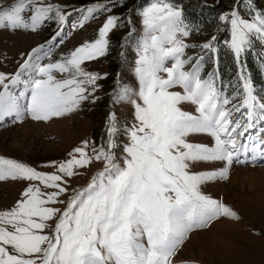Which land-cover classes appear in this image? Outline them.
Segmentation results:
<instances>
[{"label":"snow or ice","instance_id":"snow-or-ice-1","mask_svg":"<svg viewBox=\"0 0 264 264\" xmlns=\"http://www.w3.org/2000/svg\"><path fill=\"white\" fill-rule=\"evenodd\" d=\"M142 18L146 35L135 68L139 90L133 93L121 87L114 101L134 106L135 122L128 127V142L121 149L123 166L116 162L119 129L115 113L109 117L106 148L93 147L94 155L89 156L88 141H84L70 153V159L54 165V174L0 158V181L38 182L27 187L13 208L0 211V264H171L193 231L208 228L222 217L238 219L229 207L202 194L200 186L228 177L230 167L239 162L241 149L249 147L239 143V138L254 127L255 119H264V102L253 94L250 80L241 73V105L220 108L213 83L198 75L199 61L193 71L184 70L192 58H185L189 45L184 38L191 29L183 13L157 0L143 11ZM53 19L62 23L65 17L59 6L45 0H17L0 7V31L35 32ZM220 19L231 24L230 48L237 59L253 39L264 42V14L248 21L234 10ZM116 26L117 18L109 17L95 42L76 48L62 62L34 66L37 78L31 80L25 105L9 88L19 76L0 73V121L12 116L20 120L25 112L34 120L47 121L76 110L93 94L90 87L94 89L100 78L85 71L82 64L105 54L108 33ZM202 47L215 51L211 43ZM21 67L33 65L26 62ZM54 72L67 76L57 80ZM133 95L138 99H132ZM184 102L196 105L198 115L183 111L180 105ZM228 103L223 100L224 105ZM233 112H239L240 118L233 120ZM199 134L212 136L215 146L190 142V136ZM93 161L103 162V169L86 187L74 190L66 202L61 200L68 192V178ZM208 161L224 162L225 167L205 174L190 171ZM56 204L66 206L63 210L50 206ZM49 228L51 235L45 233Z\"/></svg>","mask_w":264,"mask_h":264},{"label":"rangeland","instance_id":"rangeland-1","mask_svg":"<svg viewBox=\"0 0 264 264\" xmlns=\"http://www.w3.org/2000/svg\"><path fill=\"white\" fill-rule=\"evenodd\" d=\"M214 2L215 0H208ZM242 11L247 16L240 17L251 21L257 14H264V0H243ZM17 0H0V7H7ZM59 6L65 19L46 21L35 32L18 30L0 31V73L9 77L19 76V80L9 84L13 95L25 105L30 98L31 80L37 78L35 67L49 63H59L70 57L72 51L99 38V30L109 17L117 18V26L107 36L108 47L104 55L85 61L82 68L98 75L96 87H90V94L79 107L47 121L34 120L24 113L22 119L14 116L0 121V158L12 159L45 174H54L58 165L70 159V153L88 141V155L93 156V147H105L108 140L109 117L115 113L119 129L115 139L116 162L123 166L122 147L128 142V127L134 121V106L130 102L116 103L115 96L121 87L133 93L139 90L135 75L138 51L146 35L142 13L157 0H45ZM182 12L181 6L173 0H163ZM94 9L92 13L88 9ZM25 19H28L27 14ZM128 25V26H127ZM254 40V39H253ZM231 41V27H230ZM258 43L261 42L257 40ZM189 45L185 58H192L184 70L193 71L199 61L198 75L203 81L213 83L218 94L220 108L233 109L223 87L219 85L215 70H206L207 55L197 45L192 33L184 38ZM264 43V42H263ZM194 46V47H193ZM38 50L33 54V50ZM202 57V59H200ZM28 62L33 67L22 69ZM171 66V62L167 63ZM264 76V62L260 65ZM210 69V68H209ZM57 80L67 74L54 72ZM7 82V81H6ZM171 91L183 92L181 88ZM253 94L264 102L263 94ZM132 99H138L133 95ZM227 99L229 103L223 104ZM235 100V99H234ZM233 100V101H234ZM181 109L198 115L196 105L184 102ZM243 110V109H242ZM240 118L233 112L232 119ZM250 137V139H247ZM190 142L214 146L215 140L207 134L189 137ZM264 140V119L257 118L254 127L249 129L239 143L248 144L247 151L241 149L239 162H234L226 179L217 177L200 186L202 194L216 199L229 207L238 219L220 218L208 228L193 231L186 242L172 258L171 264H264V156L261 155V141ZM253 143L256 147H253ZM214 144V145H213ZM103 162L93 161L84 168H77V174L68 178V192L60 197L65 202L74 190L86 187L93 176L103 169ZM225 167L224 162H199L190 171L196 174L218 172ZM31 184L27 180L6 179L0 181V211L10 210L21 199V194ZM45 191H53L46 189ZM63 210L66 204L50 205ZM52 226L54 227V222ZM51 235L52 229H46Z\"/></svg>","mask_w":264,"mask_h":264},{"label":"trees","instance_id":"trees-1","mask_svg":"<svg viewBox=\"0 0 264 264\" xmlns=\"http://www.w3.org/2000/svg\"><path fill=\"white\" fill-rule=\"evenodd\" d=\"M182 8L183 18L190 25L192 36L202 40L203 44L211 43L215 51L203 49L207 55L206 70H215L219 85L223 87L232 106L241 105L244 96L241 73L247 77L252 89L257 94L264 92V76L260 65L264 62V43L254 39L252 46L243 52L239 59L230 48L229 21L221 16H230L235 10L242 16L243 0H173ZM128 26V25H127ZM213 37L215 39L213 40ZM210 68V69H209ZM235 99V100H234ZM234 100V101H233Z\"/></svg>","mask_w":264,"mask_h":264},{"label":"bare ground","instance_id":"bare-ground-1","mask_svg":"<svg viewBox=\"0 0 264 264\" xmlns=\"http://www.w3.org/2000/svg\"><path fill=\"white\" fill-rule=\"evenodd\" d=\"M214 144H215V143H214ZM214 144H213V145H214ZM214 146H215V145H214ZM214 146H211V147H214Z\"/></svg>","mask_w":264,"mask_h":264}]
</instances>
